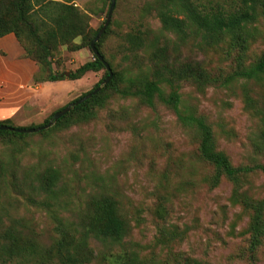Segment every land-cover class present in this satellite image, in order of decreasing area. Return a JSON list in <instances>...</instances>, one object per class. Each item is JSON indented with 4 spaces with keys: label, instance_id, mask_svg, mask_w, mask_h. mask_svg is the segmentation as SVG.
Masks as SVG:
<instances>
[{
    "label": "rangeland",
    "instance_id": "rangeland-1",
    "mask_svg": "<svg viewBox=\"0 0 264 264\" xmlns=\"http://www.w3.org/2000/svg\"><path fill=\"white\" fill-rule=\"evenodd\" d=\"M53 1L77 7L88 16L93 31L104 25L110 9L108 0ZM191 1L200 9L239 5L232 0ZM163 4L175 6L170 0H116L110 31L100 48L113 71L140 76L147 70L152 50L132 52L125 41L142 19L159 39L169 37L179 43L176 36L163 31L153 10ZM253 29L256 38L246 54L248 63L264 53V19ZM86 40L77 38L53 54L52 72L64 80L49 82V94L38 106L18 113L15 125L25 129L42 125V119L102 81L105 70L70 80L78 68L94 61ZM228 50L226 45H205L192 29L173 54L184 61H199L213 75L227 76L235 69L236 55ZM244 88L262 108L264 86L242 81L229 88L183 84L182 105L212 127L217 149L233 166H264L261 119L246 109ZM53 127L23 139L0 137L4 166L0 172V244H10L7 233L13 230L36 245L33 253L6 256L0 264H66L58 243L66 235L72 243L63 254L75 252L87 206L99 195L119 202L128 229L121 241L86 239L87 264H128L130 259H136L135 264H183L187 259L206 264H264V246L255 252L250 248L249 213L234 203L233 184L223 178L212 186L215 171L200 156L199 134L184 126L164 104L157 102L150 108L136 98L114 94L97 110L94 120L65 129ZM49 170L59 172L54 194L39 190V179ZM244 191L264 201V173L251 174Z\"/></svg>",
    "mask_w": 264,
    "mask_h": 264
},
{
    "label": "trees",
    "instance_id": "trees-1",
    "mask_svg": "<svg viewBox=\"0 0 264 264\" xmlns=\"http://www.w3.org/2000/svg\"><path fill=\"white\" fill-rule=\"evenodd\" d=\"M172 4H163L154 7L162 24L163 31L178 38L179 43L173 42L169 37L159 39L154 35L149 22L145 20L129 33L125 41L130 51L151 49L147 70L143 75L128 76L123 72L113 71L111 64L107 62L100 48L106 33L96 44L97 49L104 60L110 65L113 78L108 85H104L109 73L104 64L94 55V61L87 62L70 75V80H80L88 73H98L105 70V76L96 87L86 95L102 86V90L84 103L73 109L55 123L51 130L65 129L79 123H86L95 119L98 109L105 107L111 97L116 94L124 98H136L147 107L153 108L157 102L164 104L177 116L178 120L186 127L193 128L200 137L199 153L203 161L214 167L215 174L210 183L216 187L223 178H226L234 186L233 201L243 207L249 213L247 233L250 248L255 252L264 246V201L250 197L245 191V184L251 174L262 171L264 166L235 167L229 157L217 149L215 135L212 127L201 118L182 105L181 90L183 84H192L201 89L207 86H219L229 88L240 81L245 84L253 83L264 86V53L254 62L248 63L246 54L250 49L251 42L256 38V29L253 25L264 19V0H232L239 5L227 9L220 6L217 9H200L191 0H170ZM112 3V0H108ZM150 12V7L146 8ZM181 16H184L181 18ZM106 23V22H105ZM104 23V25H105ZM103 25V26H104ZM103 26L93 31L90 28L88 16L77 7L68 3H58L53 0H0V39L14 34L25 51V57L34 61L38 67V75L34 78L36 84L55 83L64 80L63 76L52 72L51 58L60 47L71 46L80 37H85L87 45L91 48L99 31ZM252 27V28H251ZM194 30L201 42L210 47L226 45L228 53L234 52L235 58L233 73L227 76L213 75L199 61H184L180 56L173 54L186 42L187 30ZM165 36V35H163ZM92 50V49H91ZM47 75V76H46ZM246 109L254 112L261 119V143L264 148V105L258 108L253 96L247 88H244ZM79 98L73 103H76ZM69 104L68 106H70ZM68 106L51 114L42 125L32 126L35 129L48 125L56 113ZM8 126L20 128L13 122L1 121L0 127ZM45 132V131H43ZM0 137L23 139L27 134H19L10 131H0ZM4 166L0 161V172ZM1 176V175H0ZM59 181V172L49 170L39 179V190L46 194H54V187ZM80 245L74 244L75 252L68 251L67 240L64 235L58 243V252L61 258H65L66 264H87V252L83 248L86 239H110L121 241L127 234V222L122 216L119 202L109 195H99L91 198L84 219ZM9 245L0 244V263L8 258L22 257L33 253L36 245L33 241L22 238L13 230L7 233ZM88 249L87 245L85 246ZM63 258V259H64ZM136 259H130L128 264H135ZM183 264H206L196 259H187Z\"/></svg>",
    "mask_w": 264,
    "mask_h": 264
},
{
    "label": "crops",
    "instance_id": "crops-1",
    "mask_svg": "<svg viewBox=\"0 0 264 264\" xmlns=\"http://www.w3.org/2000/svg\"><path fill=\"white\" fill-rule=\"evenodd\" d=\"M38 72V65L25 57V51L14 34L0 39L1 121L15 122L18 113L38 106L41 98L49 94L46 91L51 88L50 83L34 82Z\"/></svg>",
    "mask_w": 264,
    "mask_h": 264
},
{
    "label": "water",
    "instance_id": "water-1",
    "mask_svg": "<svg viewBox=\"0 0 264 264\" xmlns=\"http://www.w3.org/2000/svg\"><path fill=\"white\" fill-rule=\"evenodd\" d=\"M115 8H116V0H112L106 23L103 26V28L99 31V33L96 36V38L94 39V41L91 43V49H92L94 55L104 64L105 68L107 69V71L109 73V77L106 79L104 85H108L110 83V81L113 78V72H112V69H111L110 65L104 60L103 56L100 54L99 50L96 47V44L100 41L101 37L106 32L107 28L110 26ZM67 76H69V75L67 74ZM101 90H102V86L100 88L96 89L95 91H93L92 93L86 95L82 99L78 100L76 103L71 104L67 108H65L62 111L56 113L54 118H53V121H51L46 126L35 128V129H25V128L20 129V128H12V127H8V126H2V127H0V131H10V132H16V133H19V134L31 135V134H35V133H40L43 130L50 129L51 127H53L55 125V123L58 120H60L63 116L68 114L73 109V107L78 106V105L84 103L85 101L91 99L93 96L98 94Z\"/></svg>",
    "mask_w": 264,
    "mask_h": 264
}]
</instances>
